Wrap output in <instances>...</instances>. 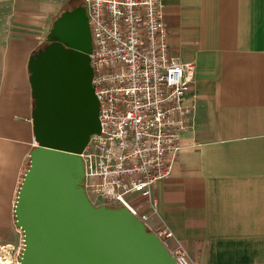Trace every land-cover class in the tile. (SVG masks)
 Returning <instances> with one entry per match:
<instances>
[{"label": "crops", "instance_id": "0c3cea01", "mask_svg": "<svg viewBox=\"0 0 264 264\" xmlns=\"http://www.w3.org/2000/svg\"><path fill=\"white\" fill-rule=\"evenodd\" d=\"M76 2L0 0V251L13 255L8 263L24 247L14 209L35 149L29 60ZM164 4L170 52L196 73L182 151L172 177L154 188L150 223L170 230L193 263L264 264V0Z\"/></svg>", "mask_w": 264, "mask_h": 264}, {"label": "water", "instance_id": "95a60500", "mask_svg": "<svg viewBox=\"0 0 264 264\" xmlns=\"http://www.w3.org/2000/svg\"><path fill=\"white\" fill-rule=\"evenodd\" d=\"M29 60L38 144L14 209L24 249L18 264H178L125 208L96 207L82 158L100 134L87 11L64 12Z\"/></svg>", "mask_w": 264, "mask_h": 264}, {"label": "built area", "instance_id": "2783aa9c", "mask_svg": "<svg viewBox=\"0 0 264 264\" xmlns=\"http://www.w3.org/2000/svg\"><path fill=\"white\" fill-rule=\"evenodd\" d=\"M83 2L100 121V134L91 137L82 155L86 192L104 206L125 208L178 264H197L170 230L150 223L157 213L154 188L172 177L182 151L189 115L183 103L196 65L182 63L170 52L164 0ZM138 199L145 202L137 204Z\"/></svg>", "mask_w": 264, "mask_h": 264}, {"label": "rangeland", "instance_id": "374dc122", "mask_svg": "<svg viewBox=\"0 0 264 264\" xmlns=\"http://www.w3.org/2000/svg\"><path fill=\"white\" fill-rule=\"evenodd\" d=\"M61 1H64V2H66V0H61ZM83 4H84V2H83ZM60 5V4H59ZM85 5V4H84ZM67 9H71V6H69ZM66 9V10H67ZM65 11V10H64ZM63 11V12H64ZM62 12V13H63ZM61 13V14H62ZM60 14V15H61ZM59 15V16H60ZM7 19H6V16L4 15V14H2L1 12H0V22H5ZM89 199H90V201L92 202V204L93 205H95L96 207H101V206H103L102 205V203H101V201L99 200V199H97L96 197H94V196H92V195H89ZM23 249H24V247H23ZM23 252V251H22ZM22 254V253H21ZM21 254L19 255V256H15V257H13L12 258V261H10L8 264H18V259H19V257L21 256ZM10 256H13V255H6V254H4V255H2L1 254V251H0V257L2 258V259H5L6 261H7V258H9L10 259ZM8 262V261H7Z\"/></svg>", "mask_w": 264, "mask_h": 264}, {"label": "flooded vegetation", "instance_id": "af4514ba", "mask_svg": "<svg viewBox=\"0 0 264 264\" xmlns=\"http://www.w3.org/2000/svg\"><path fill=\"white\" fill-rule=\"evenodd\" d=\"M76 1H77V2H76V5H75V6H73L70 10H69V9H68V10H65L64 12L72 11V10H74V9L77 8V7H84V8L86 9V7H85V5L83 4L82 0H76ZM64 12H63V13H64ZM63 13H62V14H63ZM62 14H61V15H62ZM61 15H60V16H61ZM60 16H59V17H60ZM54 22H55V21H54ZM45 46H46V44L43 46V48H44Z\"/></svg>", "mask_w": 264, "mask_h": 264}, {"label": "bare ground", "instance_id": "6f19581e", "mask_svg": "<svg viewBox=\"0 0 264 264\" xmlns=\"http://www.w3.org/2000/svg\"><path fill=\"white\" fill-rule=\"evenodd\" d=\"M0 264H8V262L0 257Z\"/></svg>", "mask_w": 264, "mask_h": 264}]
</instances>
